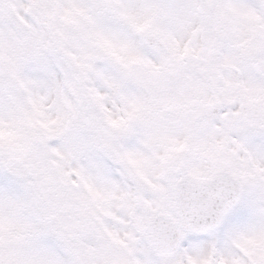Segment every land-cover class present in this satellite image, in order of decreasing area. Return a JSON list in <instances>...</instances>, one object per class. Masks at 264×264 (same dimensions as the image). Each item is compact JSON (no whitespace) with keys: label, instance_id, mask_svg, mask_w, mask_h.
<instances>
[{"label":"snow or ice","instance_id":"obj_1","mask_svg":"<svg viewBox=\"0 0 264 264\" xmlns=\"http://www.w3.org/2000/svg\"><path fill=\"white\" fill-rule=\"evenodd\" d=\"M0 264H264V0H0Z\"/></svg>","mask_w":264,"mask_h":264}]
</instances>
